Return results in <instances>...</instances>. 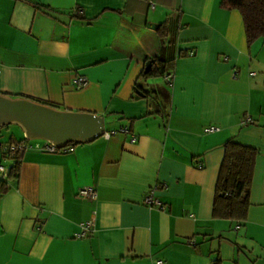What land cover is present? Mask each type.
<instances>
[{
    "label": "crops",
    "instance_id": "obj_1",
    "mask_svg": "<svg viewBox=\"0 0 264 264\" xmlns=\"http://www.w3.org/2000/svg\"><path fill=\"white\" fill-rule=\"evenodd\" d=\"M221 2L0 0V93L101 114L116 132L32 146L19 178L0 173V264H264V38L249 44L241 12ZM168 18L172 79L144 78ZM137 82L161 93L139 95ZM0 137L10 171L3 146L24 132ZM232 137L259 151L244 221L213 215ZM153 188L164 210L144 203Z\"/></svg>",
    "mask_w": 264,
    "mask_h": 264
},
{
    "label": "trees",
    "instance_id": "obj_2",
    "mask_svg": "<svg viewBox=\"0 0 264 264\" xmlns=\"http://www.w3.org/2000/svg\"><path fill=\"white\" fill-rule=\"evenodd\" d=\"M221 6L226 9H238L241 12L249 44L259 38H264V0H222ZM170 22L169 18L165 20L158 32L164 31V35L171 36L172 27L171 32L167 31V26ZM170 38L168 43L166 42L162 45L161 55L154 58L155 62L149 71L142 73L144 78L163 76L170 71L175 59V44L172 40L173 37ZM136 86L137 90L147 97L152 96L151 93H161V89L155 86L144 88L140 82H137ZM42 103L59 108L55 104ZM23 139H26L25 136ZM69 145L75 146L78 144L71 143ZM224 148V157L216 183L213 215L217 218L244 221L247 218L250 206V192L256 157L259 151L252 146L241 143L236 137L228 139ZM13 159L14 164L8 173L9 180L17 179L20 175V156L15 155ZM7 189L8 181L7 179H2L0 181V190L5 191ZM215 264H220V261H216Z\"/></svg>",
    "mask_w": 264,
    "mask_h": 264
},
{
    "label": "water",
    "instance_id": "obj_3",
    "mask_svg": "<svg viewBox=\"0 0 264 264\" xmlns=\"http://www.w3.org/2000/svg\"><path fill=\"white\" fill-rule=\"evenodd\" d=\"M157 29L159 24L148 23ZM155 59L146 62L145 72ZM139 95H144L138 91ZM18 125L27 140H48L59 148L71 143H86L105 135V118L101 114L61 109L28 97L0 93V128Z\"/></svg>",
    "mask_w": 264,
    "mask_h": 264
},
{
    "label": "built area",
    "instance_id": "obj_4",
    "mask_svg": "<svg viewBox=\"0 0 264 264\" xmlns=\"http://www.w3.org/2000/svg\"><path fill=\"white\" fill-rule=\"evenodd\" d=\"M150 4L153 8H155V3L153 1H151ZM0 71H1V69H0ZM172 76L173 75L171 73H167L165 75V79L170 82V80L172 79ZM74 82H75V86L77 88H82L85 85H87L88 80L84 76H79L75 79ZM248 120H250V118H248ZM217 129H218L217 127H212L210 130H217ZM122 130L125 132L128 131L127 128H123ZM115 133H116L115 131L106 132L104 136L109 138L112 134H115ZM135 140H136V137L132 136V141H135ZM34 143H35L34 145L29 144L27 139L15 141V142H8V143L4 144L3 151L6 155V158L7 157L13 158V156H15V155L21 156L27 148H30L32 146L38 150L48 151V152L64 151V150H67L70 146V145H68L66 147L59 148L54 143H52L48 140H43V139H42V141H35ZM0 173L6 177L9 173V170L5 166L0 165ZM78 196L81 198L94 199L97 197V190L94 187H83V188L79 189ZM144 203L149 207H158V208L163 209V210L165 209V206L161 202V200L154 195V188L146 194V196L144 198ZM90 228H91V224L84 225L82 228V231L78 234V236L79 237H85L88 234V231L90 230Z\"/></svg>",
    "mask_w": 264,
    "mask_h": 264
},
{
    "label": "rangeland",
    "instance_id": "obj_5",
    "mask_svg": "<svg viewBox=\"0 0 264 264\" xmlns=\"http://www.w3.org/2000/svg\"><path fill=\"white\" fill-rule=\"evenodd\" d=\"M159 10V9H158ZM153 10H151L152 12ZM155 23V22H154ZM167 31L168 32H171V24H168L167 26ZM164 32V31H163ZM163 32H158V34H155L157 39L160 40V46H162L163 44H165L166 42L168 43L169 40L171 39L170 35L167 36V35H164ZM154 34V33H153ZM151 80H159L161 79L162 77L161 76H157V77H150ZM10 130V131H9ZM2 131V132H1ZM7 132H18V134H23V131L20 129V127L18 125H15V124H12V125H9V126H4L2 128H0V136H3V135H6ZM8 135V134H7ZM11 135V134H10ZM3 138V137H0V139ZM28 142H35V141H42V139H34V140H27Z\"/></svg>",
    "mask_w": 264,
    "mask_h": 264
}]
</instances>
